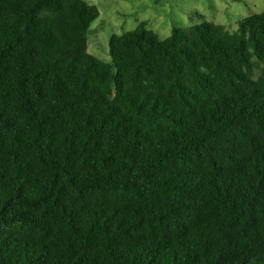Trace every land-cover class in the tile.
Masks as SVG:
<instances>
[{
	"label": "trees",
	"instance_id": "1",
	"mask_svg": "<svg viewBox=\"0 0 264 264\" xmlns=\"http://www.w3.org/2000/svg\"><path fill=\"white\" fill-rule=\"evenodd\" d=\"M99 17L0 0V264H264V12L110 62Z\"/></svg>",
	"mask_w": 264,
	"mask_h": 264
},
{
	"label": "rangeland",
	"instance_id": "2",
	"mask_svg": "<svg viewBox=\"0 0 264 264\" xmlns=\"http://www.w3.org/2000/svg\"><path fill=\"white\" fill-rule=\"evenodd\" d=\"M100 10L89 32V51L110 62V38L149 21V28L164 39L174 26L189 27L199 15L234 32L239 21L264 12V0H87Z\"/></svg>",
	"mask_w": 264,
	"mask_h": 264
}]
</instances>
